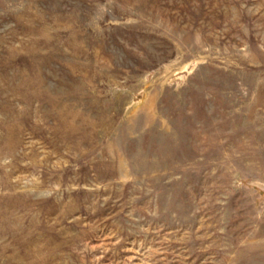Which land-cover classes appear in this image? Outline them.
<instances>
[{"label": "rangeland", "instance_id": "1", "mask_svg": "<svg viewBox=\"0 0 264 264\" xmlns=\"http://www.w3.org/2000/svg\"><path fill=\"white\" fill-rule=\"evenodd\" d=\"M0 264H264V0H0Z\"/></svg>", "mask_w": 264, "mask_h": 264}]
</instances>
